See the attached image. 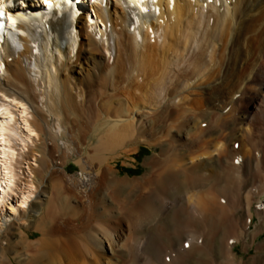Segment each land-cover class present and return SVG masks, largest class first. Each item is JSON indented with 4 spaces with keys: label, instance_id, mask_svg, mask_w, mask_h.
Wrapping results in <instances>:
<instances>
[{
    "label": "bare ground",
    "instance_id": "bare-ground-1",
    "mask_svg": "<svg viewBox=\"0 0 264 264\" xmlns=\"http://www.w3.org/2000/svg\"><path fill=\"white\" fill-rule=\"evenodd\" d=\"M0 11V264H264L234 252L254 215L264 223V0H0ZM36 130L161 146L144 162L154 182L121 201L143 179L98 155L76 159L77 186L53 159L21 189ZM64 190L83 200L67 208Z\"/></svg>",
    "mask_w": 264,
    "mask_h": 264
},
{
    "label": "rangeland",
    "instance_id": "rangeland-1",
    "mask_svg": "<svg viewBox=\"0 0 264 264\" xmlns=\"http://www.w3.org/2000/svg\"><path fill=\"white\" fill-rule=\"evenodd\" d=\"M115 9L117 10V12L121 13V9L120 8H115ZM113 20H114V18H113ZM117 22L118 21L115 22V25H117V28L120 27V29H121L122 28L121 23L120 22L117 23ZM115 53L116 52L114 51L113 54L115 55ZM36 132H38V135H39L38 138H37V141L35 143L37 146L33 144V145L29 146V147H26L25 148V153L23 154V157L21 158L22 160L19 159L20 162L17 164L18 166L20 165L18 167V169H17V172L19 173V178L17 179V184H18L19 188H21V189H24V186L26 185V180L27 179L28 180L30 178L33 179V177L35 178L36 176H37V178L39 177L38 179H40V178L42 179V177L44 176V171L46 170V168L48 169L52 165V163H53L52 160L53 159L54 160L56 159V160H62L63 161L64 169L66 170V172H67V174L69 176H71V177L73 176L72 180L75 182V184L77 186L78 183H79V180L76 177L80 176V174L82 172L81 171L82 168H81V165L77 163L76 159L77 158H81V160L83 159L82 163H84V161H86L88 159L87 160L88 164L92 166L93 164H97L98 155H100L101 158L102 157H108L110 159L106 166L111 167L116 172V174H117V176L119 178L126 179L128 181H133L134 179H137V178L139 179L140 177H142V179H143V175L145 173H147L146 175L148 176V174L150 172L149 168H147V167L145 168V165H144L145 160L149 159L154 153L159 152V150L160 151L162 150L161 146H158V148L157 147H153V146H151L150 144H148L144 140H138V141H136V144H132L131 146L128 145V144H121V143L119 144V143H117L116 145H113V146H111L110 149H108L109 148L108 147L109 143H106L105 140H103V141L101 139L99 140V138H94L95 140L91 139V133L88 134V133L84 132L83 130H69L68 133H67V130L66 131L65 130L64 131L61 130V131H59L58 137L55 136V135H51L49 137L47 135V130H36ZM61 133H62V135H61ZM82 133H84V134H82ZM86 134H88V136H86ZM173 134H174V137L176 139L175 142L178 143L177 140H179L180 136H177V131H175ZM74 135H76V136H74ZM62 137H63V139H62ZM77 137H79L80 139H78ZM87 137H88V139H87ZM181 138H182V136H181ZM53 141H55V142H53ZM87 143H89V145H87ZM237 143H238V141L234 142V144H233L234 147H238L239 144H237ZM58 145L61 146V147H59ZM110 145H112V144H110ZM83 146L87 147V149H88V151H86V153L85 152L81 153V150H82ZM96 146L97 147L99 146V148L97 149ZM75 147L77 149H75ZM104 147H108L107 148L108 150L107 149H102ZM121 147H123V148H121ZM132 147H133V150L131 151L130 149ZM159 147H161V148H159ZM41 148H44V149L46 148L47 149L46 150V153H47L46 154V158L47 159L45 160V166L46 165L47 166L46 167L43 166V167L40 168L41 165H39V162L38 161H34V162H38V165L34 166L35 168L32 167L35 170H33L32 173L29 172V171L27 172V166L29 164L33 163L32 162L33 161V156L35 154H39L38 149H41ZM69 148L71 150H68ZM121 149H125V150H121ZM48 150H49V152H47ZM101 150H102L103 155H105V156H103L102 153L101 154L99 153ZM72 151H74V154H72ZM95 151L96 152L98 151V152L96 153ZM78 153L81 154L82 156L81 155L79 156ZM96 154H97V156H96ZM94 160H96V161H94ZM29 175H31V177H29ZM44 179H46V178L44 177ZM48 181H49V179H48ZM153 182L154 181L151 180V179H147V178L143 179L142 183L138 184L139 186L135 185L133 188L125 189V190H123L124 193L123 192H118L119 196H117L118 194H116V198H118V199L120 198L121 201H125V202H134V201L139 199V195H141L143 192H146V190L151 187ZM47 183H49V182H47ZM144 184H145V186H144ZM146 186H147V188H146ZM135 187L138 190H140V189H143V190L137 191ZM247 187L248 188L251 187V181H249ZM38 189L39 188H37V187L35 188V193L32 195L31 199H29V204L32 205L34 203H37L36 202L37 201L36 200V195L39 193ZM47 189H48L47 193L51 192L50 188H47ZM126 190H127V192H126ZM130 190H131V192H130ZM132 190H134V191L132 192ZM68 192H70V191L63 192V195L67 196V198H68V200H67L65 205H67V208L73 209V208H75V207H77L79 205V203L83 200V198L81 197L80 193H78L77 190L75 191L76 193L75 192L68 193ZM121 193H123V194H121ZM107 194H111V190H109ZM13 196L17 197V194L13 192ZM124 197L126 199H122ZM131 197H132V199H131ZM262 199H264V196H262ZM131 200H133V201H131ZM33 201H35V202H33ZM8 203H10L13 207H15L18 204V203H16V198L9 199ZM253 206H254V208L258 207L256 201L254 202ZM7 212H8V207H7V210H6V208L4 209V212L2 213V215L0 217L1 218L2 217L3 218L4 217L9 218L10 216L8 217V213ZM241 213H243L242 210H241ZM241 213L238 212L237 217H239V218H241L243 220L245 216H243L244 213L243 214H241ZM17 216H18V214H17ZM217 217H218V214H217ZM251 222L252 223L250 224L249 232H251L250 235L251 234L253 235V233H254V235L253 236L249 235V237L247 238L248 239V244L243 245L242 242H239L234 247V252L236 253V259L237 260H242L243 259L244 261L245 260L248 261V259H249V261H250V260H252V258L255 256L256 253H257L256 256H258V254L261 255V256H264V223H262L260 218L257 217L256 215H254V218L252 219ZM74 223H76V222L74 221ZM248 227H249V224H248ZM21 229H24V226ZM17 231L18 230H12V232H15V233H17ZM28 233H29L30 238H35L36 236H38L37 232L30 231ZM61 234H62V236L66 235L65 233H61ZM62 236L59 235V238L61 237L60 239H63L64 241L66 239H68V238H65L67 235L64 238H62ZM11 238H13L12 240H17L18 236L17 235H12ZM1 242L3 243L5 241L1 240ZM244 247H246V250H244ZM261 247H262V249H261ZM258 248L260 249V251L258 250Z\"/></svg>",
    "mask_w": 264,
    "mask_h": 264
}]
</instances>
